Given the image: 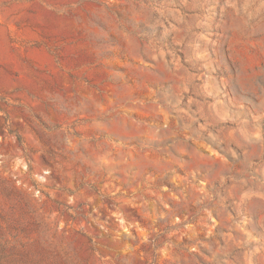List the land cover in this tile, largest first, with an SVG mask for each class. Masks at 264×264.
<instances>
[{
	"label": "rangeland",
	"instance_id": "obj_1",
	"mask_svg": "<svg viewBox=\"0 0 264 264\" xmlns=\"http://www.w3.org/2000/svg\"><path fill=\"white\" fill-rule=\"evenodd\" d=\"M0 264H264V0H0Z\"/></svg>",
	"mask_w": 264,
	"mask_h": 264
}]
</instances>
